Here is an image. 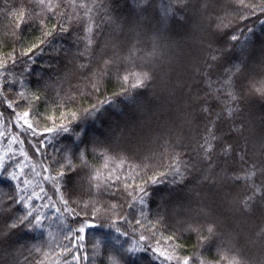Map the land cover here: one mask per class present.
<instances>
[{
	"label": "trees",
	"instance_id": "trees-1",
	"mask_svg": "<svg viewBox=\"0 0 264 264\" xmlns=\"http://www.w3.org/2000/svg\"><path fill=\"white\" fill-rule=\"evenodd\" d=\"M84 2L91 12L73 9L70 0H52L59 4L52 11L42 10L36 0H0V229L7 233L0 236V264H110L109 257H122L120 264H177L152 248L180 260L191 257L194 264H216L223 254L218 249L230 246L229 236L240 240L247 264H264V243L257 241L264 230V191L255 195L252 210L240 211L256 186L264 190V95L255 91L264 86V14L243 10L248 18L241 21L236 0ZM21 6L31 9L33 18L17 29ZM219 18L232 22L227 36L215 30ZM61 21L66 31L57 27ZM88 23L95 28L94 59L79 55ZM234 30L238 41L228 39ZM41 38L47 42L23 55ZM113 56L119 59L111 75L93 90L88 78ZM80 64L89 67L81 70ZM229 69L235 73L236 102L223 85ZM125 70L149 71L152 79L127 95H114L122 93ZM104 100L108 103L101 104ZM92 105L100 108L98 118L85 112ZM205 106L210 114L202 112ZM237 106L239 113L229 118L227 109ZM71 112L79 119L64 117ZM60 124L70 131H47ZM208 128L219 138L210 163L199 148ZM224 144L235 146L233 154H223ZM240 149L246 151L243 161L235 155ZM101 151L152 165L143 179L128 181L133 185L153 172H170V164L183 178L169 174L158 185L147 184L142 204L135 187L97 188V181L90 182L98 169L108 175ZM128 171L126 166L123 172ZM28 212L32 226L7 227ZM160 217L163 221L149 230ZM207 221H216L220 232L199 247L197 233L185 229ZM81 227L85 239L77 241ZM173 233L166 246L162 237ZM134 246L141 250L125 251Z\"/></svg>",
	"mask_w": 264,
	"mask_h": 264
},
{
	"label": "snow or ice",
	"instance_id": "snow-or-ice-1",
	"mask_svg": "<svg viewBox=\"0 0 264 264\" xmlns=\"http://www.w3.org/2000/svg\"><path fill=\"white\" fill-rule=\"evenodd\" d=\"M36 2L42 7L43 9H47V11H52L54 7H59V4H53L52 0H36ZM179 2H184V0H179ZM70 3L73 7V9L79 8V9H87V12H91V8L88 7L87 3L84 2V0H70ZM236 3L238 5L237 11L239 13V18L241 21L245 20L248 18V16L244 13L243 10H249L250 14L254 15L257 11V9L264 14V0H260L259 3H256L255 0H250V2H246V0H236ZM20 20L16 23V28L19 29L21 26L28 21L32 20L33 18V11L31 9H25L23 6L18 10ZM87 12L85 15H87ZM38 15V14H37ZM65 15V14H62ZM231 21L228 23H225L224 18H219V22L216 23L215 25V30L216 32H222L225 36L228 35V33L225 31V29H228L231 27ZM57 27L60 28V31H66V29L63 27V21H61L60 25H57ZM96 27H99L96 25ZM95 31V28L91 23H88L85 26L84 29V35L80 37V40L84 43L85 47L84 50L79 53L80 56H90L93 59L95 58L92 55L91 49L93 48V45L95 43L93 33ZM249 32L252 31L251 28L248 29ZM47 36H51L52 32L48 31L45 33ZM228 39L231 41H238L239 37L236 34V31H233V34L228 36ZM47 41L43 38L39 39V42L36 44H33L32 47H29L26 52L23 53V55L28 56L30 53L34 51V49H39L41 45L45 44ZM232 47H235V45H232ZM119 59V57H109L103 61V65L99 67L96 71H93L91 74V77L88 78L89 85L91 88L95 91H99L101 87V80L103 79L104 76H110L111 75V66L115 63V60ZM213 60L217 59L216 56L212 57ZM79 69L84 70L89 67L88 64H80ZM236 72L240 71V68L238 65L234 66ZM228 71V76L227 78L223 81V85L227 86V96L228 98L236 102L238 99V94L235 91H232V79L235 73L232 70H226ZM152 79V75L149 71H130V70H125V74H123L120 77V80L122 81L121 83V89L122 93H114V95H120V94H125L127 95L129 93L130 89H138V88H143L146 85V82ZM255 91L260 94L264 95V86L261 87H256ZM129 100H133L134 98L128 95ZM108 103L107 100L101 101V104ZM13 105L9 104V107H12ZM240 109L239 107H234L231 109H227V115L229 118H232L236 116L239 113ZM87 116H92L93 113L97 115V118L99 117V112L100 108L97 105H92L91 108L85 110ZM202 112L204 113H209L210 114V107L205 106L202 108ZM24 117H29L30 113L25 112ZM65 118L69 119L70 121H74L79 119L77 117V114L75 112L71 113H65L63 114ZM217 118H219V114H217ZM52 119H59V117H55ZM25 123L29 129L33 128V125L29 123L27 120H25ZM213 126L215 125V121H211ZM49 132H69L70 129L67 125L65 124H60L57 128H49L47 129ZM76 131V135H80L79 131V126H77V129L74 130ZM232 131L234 132H241V135L243 134L241 129L233 128ZM208 135L204 137V141L202 144L199 145V148L201 149L203 153V159L209 161L211 160V154L213 153L214 147V141H218L219 138L215 135L214 131L212 128L207 129ZM123 135V134H122ZM83 142V141H81ZM235 146L232 144H224L221 146V150L223 154L229 155L233 154ZM235 155L240 158L241 161L244 160L246 151L244 149H240L235 151ZM99 156L103 158L104 164H103V169L108 170V175L105 176L103 170H97L93 175L90 176V182L91 181H97L95 184V187L99 188L102 185H107L108 187H112L116 184H121L125 189L127 188H132L135 187L138 189L142 195L139 197L140 202L143 204L144 203V197L148 195V192L146 191V185L147 184H152V185H158L162 183L161 177H166L169 174H175L179 175L182 177L181 174V169L176 165V164H170L168 167L170 169V172H159L153 174L148 177V179L144 180L143 184H137L133 185L129 183L128 181H135L136 179H143V174L145 173V169L151 170L152 165L147 164L144 161H141L140 164H131L130 163V157L127 154H117L115 156H110L106 151H101L99 153ZM148 159H151L150 157ZM81 161L84 163V166L87 167L86 161H84V152H81ZM110 164L112 165L111 168H109ZM128 167L130 171L127 172L125 175L123 170L125 167ZM63 167V165H61ZM68 167H73L71 161H68ZM255 167V166H254ZM6 170V169H5ZM61 176L64 175L63 172L60 173ZM251 175H255V172L251 173ZM12 179H16L15 174H12L11 176ZM56 179V178H53ZM205 180L208 179V177L204 178ZM239 179V177H237ZM175 182V181H174ZM262 190L260 186H256L255 188V193L253 196H248L244 199L242 202V208H240V211L243 212H248L253 209V201L255 199V195L257 193H261ZM264 198V196H262ZM23 199V198H22ZM27 206V204H25ZM112 207H115L113 205ZM206 215V214H204ZM32 217V212H28L27 214L21 215L20 217L16 218L13 220L10 224L7 225L9 229L15 230L19 229L21 227H29L33 225V219H30ZM35 219V227L40 226L39 218L36 217ZM163 221V217H160L155 224H152L151 229L156 228V224H159ZM137 223H141L139 220ZM89 227H96L94 224L88 225ZM102 227V225H101ZM84 227H81L77 230V236L76 239L77 241H82L85 239L84 236L79 235V233L84 232ZM186 231L189 232H195L197 233V244L199 247L205 246L209 241H212L214 238L218 236V233L220 232V225L216 221H207L205 224L200 225V224H189L188 227L185 229ZM204 232H207V235H204ZM7 233L3 232V229H0V236L6 235ZM155 234V233H153ZM175 233L172 235H169L167 237H162L164 244L166 246H171V242L174 240ZM141 240H144L145 237L141 236ZM229 244L230 246L228 248H219L218 251H221L223 254L220 256V259L216 262V264H247L246 257L244 256V253L242 249L239 247L240 240L239 239H234L233 237L229 236ZM257 241L264 243V230H261L260 233L257 234ZM256 241H253L255 243ZM161 243L160 240L157 241V244L159 245ZM76 247H79V243L75 245ZM97 249L99 248V241H97L96 244ZM178 247V245H177ZM141 249L137 247H131L126 249L125 251L128 253H134L136 251H140ZM174 250V249H173ZM68 252H71V249H67ZM153 252H158L160 257H163L164 260L166 261H171L173 259H176L177 264H194L193 258L191 257H185L182 260L168 254L166 255V249L165 250H160L159 248H152ZM74 259H78L74 257ZM120 259L117 257H109L110 264H120ZM39 264H43V262H39ZM200 264H206L204 260L200 261Z\"/></svg>",
	"mask_w": 264,
	"mask_h": 264
}]
</instances>
